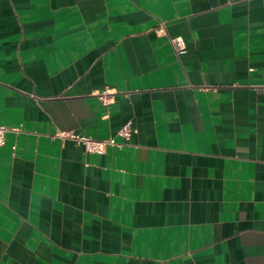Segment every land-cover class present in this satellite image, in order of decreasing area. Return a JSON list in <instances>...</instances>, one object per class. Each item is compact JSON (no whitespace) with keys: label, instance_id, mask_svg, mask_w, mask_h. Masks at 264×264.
Here are the masks:
<instances>
[{"label":"crops","instance_id":"1","mask_svg":"<svg viewBox=\"0 0 264 264\" xmlns=\"http://www.w3.org/2000/svg\"><path fill=\"white\" fill-rule=\"evenodd\" d=\"M263 70L264 0H0V264H264Z\"/></svg>","mask_w":264,"mask_h":264},{"label":"built area","instance_id":"2","mask_svg":"<svg viewBox=\"0 0 264 264\" xmlns=\"http://www.w3.org/2000/svg\"><path fill=\"white\" fill-rule=\"evenodd\" d=\"M158 31L160 33H164L165 31L164 25H161ZM171 42L177 55L180 56L185 53L186 44L182 37L173 38ZM263 78H264V70H263ZM110 95H111L110 91H105L99 96V98L105 105H107L110 102V98H109ZM8 132L9 129L6 126L0 125V146H3L5 144L6 134ZM132 134H133V128L130 123L124 125L118 132V136L121 137L124 141H129ZM56 136L61 139L74 140L75 142L83 146L84 151L86 153H92L98 155H104L109 147L118 146V143L116 142L115 138H110L107 140H97L91 137L79 136L72 133H64V132L57 133Z\"/></svg>","mask_w":264,"mask_h":264}]
</instances>
